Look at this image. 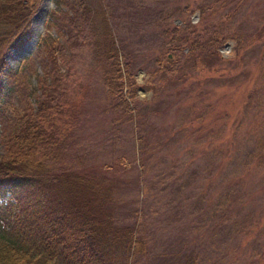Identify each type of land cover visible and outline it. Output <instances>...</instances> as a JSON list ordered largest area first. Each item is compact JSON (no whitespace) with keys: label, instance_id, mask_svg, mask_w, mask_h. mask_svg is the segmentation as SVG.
Wrapping results in <instances>:
<instances>
[{"label":"rangeland","instance_id":"obj_1","mask_svg":"<svg viewBox=\"0 0 264 264\" xmlns=\"http://www.w3.org/2000/svg\"><path fill=\"white\" fill-rule=\"evenodd\" d=\"M100 2L135 86L130 112L105 92L94 22L71 28L62 5L50 18L53 1L38 0L28 38L3 54L14 91L0 158L10 120L39 91L47 30L62 47L45 89L61 136L54 162L112 181L114 223L142 242L128 264H182L188 253L197 264H264V0ZM207 33L225 36L214 52L183 54Z\"/></svg>","mask_w":264,"mask_h":264},{"label":"trees","instance_id":"obj_2","mask_svg":"<svg viewBox=\"0 0 264 264\" xmlns=\"http://www.w3.org/2000/svg\"><path fill=\"white\" fill-rule=\"evenodd\" d=\"M52 1L55 6L49 10L50 18L62 5V16L71 28L87 17L94 22L95 55L102 67L105 92L129 113L135 86L127 63L118 56L100 0ZM37 3L38 0H0V114L6 111L14 91L8 70H3V54L28 38L29 19ZM45 23L48 26L50 20L47 18ZM44 32L38 42L44 59L42 77H36L39 91L34 93L33 105L27 112L10 120L11 130H5L2 140L0 264H128L129 256L142 242L134 238L133 227L114 223L112 181L104 173L54 162L61 136L50 121L45 89L57 80L62 47L56 37ZM224 37L199 35L183 54L209 55L215 50L213 45L223 42ZM124 83L131 85L127 96L122 92ZM182 264H197L194 254L188 253Z\"/></svg>","mask_w":264,"mask_h":264}]
</instances>
